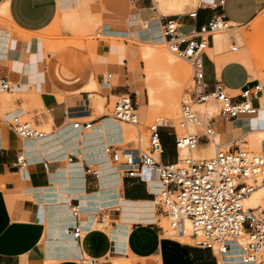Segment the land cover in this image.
I'll return each instance as SVG.
<instances>
[{"label": "crops", "instance_id": "crops-1", "mask_svg": "<svg viewBox=\"0 0 264 264\" xmlns=\"http://www.w3.org/2000/svg\"><path fill=\"white\" fill-rule=\"evenodd\" d=\"M164 2L179 12L177 4ZM156 4L155 0H0V78L16 86L3 97L12 98L9 111L0 112V264H84V259L94 264H222L210 250L164 234V217L154 203L161 184L127 178L111 159L105 162V148L125 144L126 130L121 123L120 132H113L106 124L112 118L96 114L92 98L99 94L110 103L111 97L128 95L136 108L142 103V110L144 86L134 74L138 64L133 60L140 51L125 43L123 56L119 47L99 41L98 59L93 62L77 47L49 51L42 37L57 19H77L78 11L103 25L104 38L143 44L158 39L162 44L161 26L170 20L190 34L217 18L231 28L248 26L264 10V0H198L196 8L186 13L160 15ZM193 12L195 17L190 16ZM207 41L208 48L215 49V38ZM204 63L210 92L220 85L240 100L245 90L259 83L237 54L212 59L207 53ZM96 85L98 91L91 92ZM260 100L264 106L263 98L253 102L258 109L254 117L213 119L216 141L226 144L244 136L249 142L253 133L264 131ZM27 105L35 106L34 123L47 132L46 138L22 140L10 129L9 121L23 114ZM75 122L92 127L77 130ZM89 140L95 141L91 145ZM162 140L165 154L173 142L175 147L166 128ZM213 147L202 137L199 149L205 154L196 150L192 156L208 158ZM187 155L181 152V158ZM20 156L25 167L18 163ZM175 160L162 157L165 164ZM104 168L111 175L105 181ZM73 207L79 208L78 218ZM77 225L83 230L80 239L73 234ZM226 261L240 264L231 258Z\"/></svg>", "mask_w": 264, "mask_h": 264}, {"label": "built area", "instance_id": "built-area-1", "mask_svg": "<svg viewBox=\"0 0 264 264\" xmlns=\"http://www.w3.org/2000/svg\"><path fill=\"white\" fill-rule=\"evenodd\" d=\"M152 10L158 11L155 5ZM190 16L195 17L196 12ZM226 28L231 27L220 18L190 34L181 32L178 23L173 20L161 26V35L168 49L189 63L195 82L189 102H183L181 108L180 127L185 132L178 134L175 130L173 134L175 162H162L165 154L162 129L167 128L165 121L156 118L144 132L141 131L135 111L136 104L128 95L119 97L113 113L117 120L139 129L136 138L138 147L110 145L107 153L112 164L125 177L146 185L156 182L161 184V189L154 195V203L160 209L161 216L169 223V230L163 228L166 236L173 239L184 238L189 225V237L194 242L193 245L210 250L221 259L222 264H229L226 259L234 250L240 251L241 264H264V219L254 210L243 206V201L260 185H264V142L261 152H255L249 150L245 137L242 136L225 147L218 145L212 158L180 157L181 150L193 151L199 148L202 137L211 142L216 136L212 126V120L216 117L202 120L194 110L193 103L204 104L209 99L214 100L221 107L219 116L227 122L258 114L253 102L263 97L264 89L260 82L254 88L245 90L240 100L233 98L220 85L213 91H208L204 63L209 49L207 39L214 38L215 33ZM231 51L236 53L238 47H232ZM15 87L8 80L0 78L1 93L12 92ZM34 117L31 112L19 114L8 125L22 140H42L48 134L35 125ZM191 124L201 128L203 133L199 135L189 131ZM91 127L92 124L88 122L74 123L75 129L89 131ZM18 163L21 167L27 165L22 156L18 157ZM88 172H91V168H88ZM94 174L99 175L98 172ZM72 214L78 218L79 208L73 207ZM73 234L76 239L82 237L80 225L73 228ZM83 262L94 264L89 259H84Z\"/></svg>", "mask_w": 264, "mask_h": 264}, {"label": "rangeland", "instance_id": "rangeland-1", "mask_svg": "<svg viewBox=\"0 0 264 264\" xmlns=\"http://www.w3.org/2000/svg\"><path fill=\"white\" fill-rule=\"evenodd\" d=\"M156 5H159L160 15H171L181 14L193 10L198 5V0H191L189 3H185L183 0H166L168 2L178 5L179 12H172L164 0H155ZM186 4V5H185ZM180 8V9H179ZM60 17V16H59ZM58 17V18H59ZM77 19L72 22L60 21L57 19L54 24L44 33L42 37L48 45V50L53 51L54 49L64 48L67 46L77 47L81 50L88 52L90 59L93 62L97 61L96 47L99 41H106L112 43L121 49V55H125V43L134 46L140 51L139 56H136L133 60H137L138 72L134 73L143 83L144 86V97L145 102L143 103V109L139 110L142 103L139 104L138 110L139 121L141 124V131L151 125L156 118L164 119L167 125V130L174 134L175 130L178 134H183L185 131L181 129V104L188 95H192L195 89V82L193 81V70L186 60L179 58L177 55L172 53L166 43L155 44L153 43H140L133 41H126L123 39H110L102 37L103 25L92 17H84L78 11ZM230 26V25H228ZM228 35V37H227ZM215 49H208L207 53L212 56H226L231 55L233 52L232 47L237 46L238 59L244 64L250 71L253 78H256L261 82L264 89V10L259 14L258 18L248 26L243 27H232L227 30L219 31L215 33ZM223 38V39H222ZM229 38V39H228ZM220 39V41H218ZM230 47V48H229ZM147 48L153 50V54L150 58L144 60V53ZM221 49V50H220ZM213 53V54H212ZM173 57V61H169V57ZM169 58V59H168ZM213 59V58H212ZM220 70V69H219ZM107 73H112L108 72ZM121 75V74H120ZM98 91V85L91 90V92ZM7 93L0 92V112L3 115L9 111L8 103L12 99H8ZM264 98V94L263 97ZM261 98V99H262ZM119 100V97H111L110 103H108L105 97L95 94L92 98V107L96 114L105 115L108 114L112 119L116 120L114 116V106ZM211 108L208 106H197L196 110L205 120L212 117H217L220 114L221 107L215 103H211ZM210 108V109H209ZM35 106H25V112L33 113ZM212 110V111H211ZM261 114H264V106L261 101ZM120 122L119 120H116ZM261 121H263L261 119ZM121 123V122H120ZM126 130V143L120 145L122 148H137V135L139 129L135 128L131 124L125 122L122 123ZM264 129V128H262ZM192 132L203 133L201 128L191 129ZM247 142L249 150L255 152H261L263 143L260 147L249 146L248 139L244 138ZM213 144V150L210 152L208 158H212L216 153V145L220 144V141H216L215 138L211 142ZM243 148H246L243 146ZM199 151L201 149H198ZM203 150V149H202ZM195 152V151H194ZM202 155L205 151H200ZM193 154V153H192ZM190 154L186 157H189ZM176 157L174 142L170 146L167 153L163 156L164 161H172ZM185 157V158H186ZM264 203L262 207L255 211L261 218L264 219ZM161 226L165 230H169L168 221L163 218ZM186 236H189L187 232ZM177 240L185 243L194 244L190 238H177Z\"/></svg>", "mask_w": 264, "mask_h": 264}, {"label": "bare ground", "instance_id": "bare-ground-1", "mask_svg": "<svg viewBox=\"0 0 264 264\" xmlns=\"http://www.w3.org/2000/svg\"><path fill=\"white\" fill-rule=\"evenodd\" d=\"M229 25V24H228ZM225 30H227V28L225 29ZM227 37H228V35H227ZM223 39V38H222ZM229 39V38H228ZM218 41H220V39L218 40ZM156 45H157V43L159 44V42H158V39L157 40H155V42H154ZM216 48V47H215ZM230 48V47H229ZM221 50V49H220ZM153 54V50L150 48H147L146 50H145V53H144V58L146 59V58H150V56ZM213 54V53H212ZM176 55V54H175ZM178 56V55H177ZM179 57V56H178ZM170 58V59H169ZM168 59H169V61H173V57H169ZM180 58V57H179ZM212 58L213 59H220V57L219 56H212ZM182 59V58H181ZM147 60V59H146ZM184 60V59H183ZM194 81V80H193ZM6 93V92H5ZM8 93V92H7ZM264 99V98H263ZM261 101V100H260ZM183 102H189V95L187 96V98L185 99V100H183ZM183 102H182V104H183ZM211 103H215L218 107H219V105L217 104V102H215L214 100H212V99H209V101H207L206 103H204V104H195V103H193V108H194V110L198 113V115H199V117L202 119V120H205L204 118H202V116L199 114V112L196 110V107L197 106H205V105H207V104H209L208 106L211 108V106H212V104ZM182 104H181V108H182ZM209 108V109H210ZM135 111H136V115H137V117L138 118H140L139 117V115H138V110L137 109H135ZM212 111V110H211ZM180 115H181V112H180ZM110 118H113V117H110ZM210 119V118H209ZM117 120V119H116ZM164 120V119H163ZM165 121V120H164ZM121 122V121H120ZM117 122V121H115L114 119H111V120H108L107 122H106V124H107V126L109 127V128H111V130H113V132H116V133H119L120 132V130H121V123H123V122ZM166 123V122H165ZM167 124V123H166ZM168 125V124H167ZM107 128V127H106ZM198 128V126L197 125H195V124H191V125H189V131H191V129H195V131H196V129ZM77 130H79V129H77ZM192 132V131H191ZM215 138V137H214ZM96 140V139H95ZM95 140H89V141H86V143H88V144H91V143H93ZM264 142V131H260V132H255V133H253L252 135H251V139H250V141L248 142V144H249V146H253V148L254 147H260V145L262 144ZM96 144V143H95ZM229 143H226V144H218V145H222V147H225V146H227ZM92 145V144H91ZM218 145H216V148H217V146ZM108 146H110V145H108ZM108 146L105 148V156L107 157H105L106 158V161L105 162H108V158L110 159V156H109V154L107 153V148H108ZM89 147H91V146H89ZM94 147V146H93ZM263 147V146H262ZM200 148V147H199ZM199 148H197V149H195V150H193V151H188V150H181L180 151V157H181V152L182 151H186L187 152V154L189 153L190 154V156H192V153L194 152V151H196V150H198ZM261 148V147H260ZM88 149V148H87ZM86 149V150H87ZM193 157V156H192ZM24 158V157H23ZM102 158L104 159V157L102 156ZM181 159H184V158H181ZM201 159H203V158H201ZM103 161V160H102ZM111 163H112V161H111ZM113 165V164H112ZM107 168H108V166H106ZM105 169V168H104ZM109 169H105L104 171H102L101 172V179L103 180V181H105V180H107L108 178H110V176L111 175H107V172H109L108 171ZM118 170V169H117ZM97 172L99 173V175H100V170H97ZM111 174V173H110ZM159 183V182H158ZM160 184V183H159ZM260 188H262L259 192H257ZM257 192V193H256ZM256 193V194H255ZM263 203H264V185H260L259 186V188L256 190V191H254L250 196H248L244 201H243V206H244V208L245 209H251V208H253L254 209V211H258V207H262V205H263ZM252 209V210H253ZM264 209V208H263ZM187 232H189L190 233V226L188 225L187 226ZM190 238L189 236H186V237H184V238ZM190 240H191V238H190ZM229 259L231 258V259H234L235 260V262H240V264H241V253H240V251L239 250H234L231 254H230V256L228 257Z\"/></svg>", "mask_w": 264, "mask_h": 264}]
</instances>
